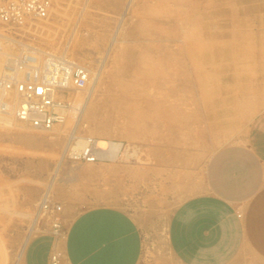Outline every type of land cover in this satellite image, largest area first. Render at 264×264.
Returning <instances> with one entry per match:
<instances>
[{
    "label": "rangeland",
    "instance_id": "1",
    "mask_svg": "<svg viewBox=\"0 0 264 264\" xmlns=\"http://www.w3.org/2000/svg\"><path fill=\"white\" fill-rule=\"evenodd\" d=\"M50 2L43 19L0 26L2 52L6 46L11 53L0 58L17 59L33 49L64 55L87 69L88 83L59 97L63 119L48 131L0 106V264H26L35 240L65 235L88 209L132 211L137 199L128 195L144 183L145 170L153 195L181 189L176 174L186 175L193 162L202 169L216 150L207 132L208 108L214 111L209 97L240 75L249 55L241 60L240 46L256 42L229 0ZM95 79L77 135L121 144L118 159L69 153L63 160L77 125L76 100L86 101Z\"/></svg>",
    "mask_w": 264,
    "mask_h": 264
},
{
    "label": "crops",
    "instance_id": "2",
    "mask_svg": "<svg viewBox=\"0 0 264 264\" xmlns=\"http://www.w3.org/2000/svg\"><path fill=\"white\" fill-rule=\"evenodd\" d=\"M227 3L256 42L240 46L241 60L249 54L244 69L209 97L216 150L204 167L193 162L176 174L181 189L154 195L145 170L128 195L137 199L132 211L88 209L65 235L35 240L26 264H52L53 256L58 264H264V0Z\"/></svg>",
    "mask_w": 264,
    "mask_h": 264
},
{
    "label": "built area",
    "instance_id": "3",
    "mask_svg": "<svg viewBox=\"0 0 264 264\" xmlns=\"http://www.w3.org/2000/svg\"><path fill=\"white\" fill-rule=\"evenodd\" d=\"M51 7L50 0H0V26L23 24L27 19L47 17ZM3 29V28H2ZM0 29V54L2 42L6 41L4 31ZM41 64L36 63V57ZM14 59V65L8 66L0 77V92L15 91L14 102L6 104L3 97L1 108H12L18 119L37 130L53 129L63 119L59 112V97L72 87L84 88L88 83V71L67 56L27 51ZM9 60V58H8ZM28 70V71H27ZM21 76L22 78H20ZM56 264L57 256H53Z\"/></svg>",
    "mask_w": 264,
    "mask_h": 264
},
{
    "label": "bare ground",
    "instance_id": "4",
    "mask_svg": "<svg viewBox=\"0 0 264 264\" xmlns=\"http://www.w3.org/2000/svg\"><path fill=\"white\" fill-rule=\"evenodd\" d=\"M5 48H6V46H5ZM5 48H4V51L1 53V56H3V55L4 56L5 55L8 56V54L11 55V53H9L7 49L5 50ZM7 58L8 57H1L0 58V69L2 68V70H3L4 68H7L9 65L10 66L14 65V61L15 60L12 59V58H9V60H8ZM36 63H38V65H39V61L36 60ZM0 72L3 73L2 71H0ZM97 80L98 79H95L94 84L91 87V89L89 91V94L87 96V99H86V101L84 103H83L82 99H79V100L75 99L76 100L75 105H76L77 108L79 107L80 110L78 112L77 125H76L73 133L71 134L69 143H68V145L66 147V150H65V153L63 155V160H64L65 156L67 154H69V153L72 154V155H76V156H78L80 153H84V154L87 155L88 159H94L95 158V159H100V160H104V161L105 160H115L117 158V155H118L120 149H121V144H119V143H115V142H112V141H106V140H103V139H97V140H94V139L93 140H91V139H83V138H80L77 135V127L79 126V123L81 122V119L83 118V115L87 111V106H88L89 100L92 97V95H93V93H94V91L96 89ZM6 94L7 95L5 96L4 93L0 92V100L2 101L3 97L4 98L6 97L7 98L6 104L9 105V103L11 102L10 100L14 101V99L16 98L15 97L16 93H15V91H10V92H7ZM11 114H9V115L11 116ZM10 116H9V118H10ZM22 124H23V122H22Z\"/></svg>",
    "mask_w": 264,
    "mask_h": 264
}]
</instances>
